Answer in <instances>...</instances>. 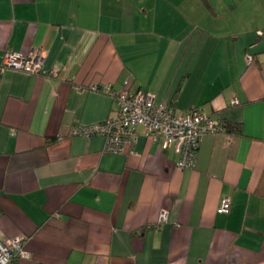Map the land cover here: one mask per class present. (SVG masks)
<instances>
[{
    "label": "crops",
    "instance_id": "obj_1",
    "mask_svg": "<svg viewBox=\"0 0 264 264\" xmlns=\"http://www.w3.org/2000/svg\"><path fill=\"white\" fill-rule=\"evenodd\" d=\"M32 51L48 75L3 69ZM106 87L244 136L206 135L191 169L142 127L105 153L73 131L116 113ZM20 235L11 264H264V0H0V241Z\"/></svg>",
    "mask_w": 264,
    "mask_h": 264
},
{
    "label": "built area",
    "instance_id": "obj_2",
    "mask_svg": "<svg viewBox=\"0 0 264 264\" xmlns=\"http://www.w3.org/2000/svg\"><path fill=\"white\" fill-rule=\"evenodd\" d=\"M247 63H253V57L247 56ZM13 68L35 75H45L43 55L32 51L27 56L14 52L7 53L3 69ZM105 90L114 95L117 111L104 122L84 126L73 131L75 135L90 139L101 135L105 139L104 152L121 154L134 146L139 138L138 129L143 128L147 137L153 141L162 140L164 148H171L179 154V169H191L195 166L202 139L208 134L222 131L220 119L202 110H192L179 114L166 104L157 103L155 96L142 90L131 92L128 89L118 93ZM236 102V101H235ZM232 201L224 198L217 209L218 214H228ZM168 220V212L162 211L160 222ZM28 239L20 235L0 241V264H11L20 259H29L26 249Z\"/></svg>",
    "mask_w": 264,
    "mask_h": 264
},
{
    "label": "trees",
    "instance_id": "obj_3",
    "mask_svg": "<svg viewBox=\"0 0 264 264\" xmlns=\"http://www.w3.org/2000/svg\"><path fill=\"white\" fill-rule=\"evenodd\" d=\"M195 110H197V109H195ZM220 122H221V126H222L221 132H225V133L233 135V136H244L243 125L241 123H232L229 121H225L223 119H220ZM51 142H53V140H51Z\"/></svg>",
    "mask_w": 264,
    "mask_h": 264
}]
</instances>
